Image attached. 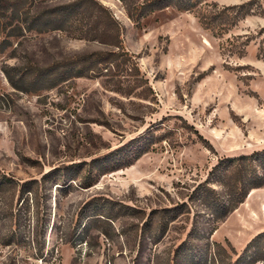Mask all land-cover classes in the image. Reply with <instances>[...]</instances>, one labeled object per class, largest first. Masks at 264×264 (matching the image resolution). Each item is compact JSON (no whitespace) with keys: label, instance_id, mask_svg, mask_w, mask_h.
<instances>
[{"label":"rangeland","instance_id":"1","mask_svg":"<svg viewBox=\"0 0 264 264\" xmlns=\"http://www.w3.org/2000/svg\"><path fill=\"white\" fill-rule=\"evenodd\" d=\"M97 1L140 82L51 83L38 69L112 49L30 32V4L0 9V264H237L257 236L238 264H264V187L221 220L203 192L220 159L264 149V0L172 5L139 26L129 10L149 0ZM220 11L216 36L197 15Z\"/></svg>","mask_w":264,"mask_h":264},{"label":"trees","instance_id":"2","mask_svg":"<svg viewBox=\"0 0 264 264\" xmlns=\"http://www.w3.org/2000/svg\"><path fill=\"white\" fill-rule=\"evenodd\" d=\"M54 1L57 0H0V9L12 10L15 14H20L24 12V7L30 4V12L28 10L24 12L30 19V32L57 31L72 39L98 42L110 47L112 51L94 52L64 59L46 69H38L41 75L47 76L54 84L56 79L83 77L90 72L101 75L104 70H107L106 73L114 70L123 75L126 73L135 83L140 82L138 65L131 64L132 56L122 46L121 26L110 9L97 0H65L57 5H48ZM200 3V0H149L129 10V17L139 26L142 19L157 10L175 5L179 11L196 12ZM230 10L232 9H226V12ZM224 13L225 11L209 15L198 14L197 18L206 30L216 36H222L226 33L227 23L230 20L224 18ZM232 23L231 21L230 25ZM132 68L135 72L128 73ZM215 183L228 189L227 201H221L215 196L214 189L210 187ZM203 187L205 188L203 192H207L210 208L216 210L218 219L225 218L231 210L245 202L252 190L264 187V149L250 155L220 159ZM261 239L262 236H257L249 243L236 263L246 259L253 262L255 259L248 254L254 243Z\"/></svg>","mask_w":264,"mask_h":264}]
</instances>
